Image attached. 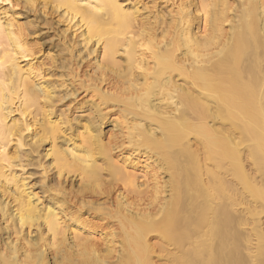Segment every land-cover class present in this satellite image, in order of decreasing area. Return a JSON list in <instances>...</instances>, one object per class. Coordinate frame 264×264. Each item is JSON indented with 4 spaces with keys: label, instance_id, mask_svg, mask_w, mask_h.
Masks as SVG:
<instances>
[{
    "label": "bare ground",
    "instance_id": "obj_1",
    "mask_svg": "<svg viewBox=\"0 0 264 264\" xmlns=\"http://www.w3.org/2000/svg\"><path fill=\"white\" fill-rule=\"evenodd\" d=\"M0 264H264V0H0Z\"/></svg>",
    "mask_w": 264,
    "mask_h": 264
},
{
    "label": "rangeland",
    "instance_id": "obj_2",
    "mask_svg": "<svg viewBox=\"0 0 264 264\" xmlns=\"http://www.w3.org/2000/svg\"><path fill=\"white\" fill-rule=\"evenodd\" d=\"M112 117H115V116H118L117 114H115V115H111ZM112 127V123H109V122H107V123H105L104 125H103V131H104V140H107V137L109 136V134H111V133H114V130H116L115 128H113ZM243 207V206H242ZM238 208H239V210L241 211L242 209H241V206L239 207L238 206ZM244 212V210H242V213ZM250 222V221H249ZM247 226H245L244 225V227H246V230H248V228H250V225H251V223L250 224H246Z\"/></svg>",
    "mask_w": 264,
    "mask_h": 264
}]
</instances>
